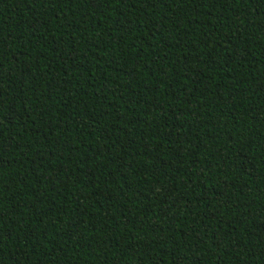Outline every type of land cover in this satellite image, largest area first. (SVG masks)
<instances>
[{"label": "trees", "instance_id": "16d2710c", "mask_svg": "<svg viewBox=\"0 0 264 264\" xmlns=\"http://www.w3.org/2000/svg\"><path fill=\"white\" fill-rule=\"evenodd\" d=\"M0 264H264V0H0Z\"/></svg>", "mask_w": 264, "mask_h": 264}]
</instances>
